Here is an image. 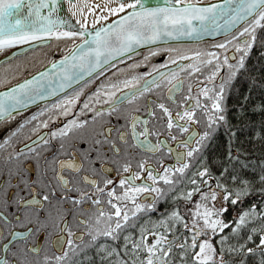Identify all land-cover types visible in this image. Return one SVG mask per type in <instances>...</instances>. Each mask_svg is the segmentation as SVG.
<instances>
[{
	"label": "snow or ice",
	"instance_id": "obj_1",
	"mask_svg": "<svg viewBox=\"0 0 264 264\" xmlns=\"http://www.w3.org/2000/svg\"><path fill=\"white\" fill-rule=\"evenodd\" d=\"M9 49L0 264H264V0H0Z\"/></svg>",
	"mask_w": 264,
	"mask_h": 264
},
{
	"label": "flooded vegetation",
	"instance_id": "obj_2",
	"mask_svg": "<svg viewBox=\"0 0 264 264\" xmlns=\"http://www.w3.org/2000/svg\"><path fill=\"white\" fill-rule=\"evenodd\" d=\"M18 47H21V46H18ZM14 49H10L7 51V53H0V58H2L3 56L9 54L11 51H13ZM146 54V53H144ZM144 54L140 55V56H137V57H134L131 59V61H136L137 59H139L140 57H142ZM168 58V53L167 52H161L153 57H150L149 60H150V63L151 64H163L165 63V61L167 60ZM130 61L127 60V61H124L122 62V64L124 65H127ZM117 67H121V64H118ZM168 67H171V65H168ZM150 70V64H140V66L135 69V70H130L129 72H132V71H135V72H139V73H143V72H147ZM109 71H113V69H109ZM153 75H155V73H152ZM105 75H107V73H105ZM100 79V78H98ZM146 79V77H145ZM93 87V85H89L88 87L85 88V92H88L91 88ZM83 95L81 97V99L77 102V107L73 110V114L76 112V111H79V105L83 103ZM53 103V102H52ZM50 104V103H49ZM48 104H46L47 106ZM46 106H42V107H46ZM40 108V107H39ZM38 110V108L34 109V110H31L29 112H26V114L24 113V115L21 116V119L23 118H27L30 116V114L36 112ZM90 115V114H89ZM71 118V117H69ZM20 119V120H21ZM20 120L16 121V122H13V126L18 123ZM66 122V118L64 116H58L56 120H50L49 121V129L45 130V129H42L41 131H49L51 130L52 127H56V128H60L63 126V124ZM2 127L0 128V132H4L5 131V126L3 124H0ZM25 134H28V135H32L29 131H28V127L26 126V128L21 132L19 133V138H20V141H22L23 143L27 144L28 141L24 139V135Z\"/></svg>",
	"mask_w": 264,
	"mask_h": 264
},
{
	"label": "trees",
	"instance_id": "obj_3",
	"mask_svg": "<svg viewBox=\"0 0 264 264\" xmlns=\"http://www.w3.org/2000/svg\"><path fill=\"white\" fill-rule=\"evenodd\" d=\"M256 61V56L253 55L252 60L250 61V63H254ZM257 68H259V64L256 65ZM4 71L3 68H0V74H2ZM248 91V84L245 81H240L237 82L236 86L232 89V94L229 97L228 103L231 107H236L238 106V103H243V100L241 99V95L243 93H246ZM261 100V95L259 94V92H255L253 94V102L258 103ZM254 119H259V117H254ZM2 126L0 125V128ZM259 153H257L258 155Z\"/></svg>",
	"mask_w": 264,
	"mask_h": 264
},
{
	"label": "water",
	"instance_id": "obj_4",
	"mask_svg": "<svg viewBox=\"0 0 264 264\" xmlns=\"http://www.w3.org/2000/svg\"><path fill=\"white\" fill-rule=\"evenodd\" d=\"M224 35L222 33H217L216 35H206L203 40L201 42H199L198 44L200 43H205V42H216V41H219V40H222L224 39ZM184 45H193V44H197V43H192V42H189V41H184L183 42ZM148 47L150 46H142V47H139L136 49V54L139 53V52H143V51H146L148 50ZM130 56H133V54H129ZM124 59V58H121V60ZM4 62V59L2 61H0V63ZM75 87V86H74ZM3 91V90H2ZM68 90H66L67 92ZM64 95V93H58L57 96L55 97H49L47 100H38L35 102V104H32V105H29L26 109L24 110H21V111H25L27 109H30V108H33L37 105H41L45 102H49V101H53L55 100L56 98L60 97Z\"/></svg>",
	"mask_w": 264,
	"mask_h": 264
},
{
	"label": "rangeland",
	"instance_id": "obj_5",
	"mask_svg": "<svg viewBox=\"0 0 264 264\" xmlns=\"http://www.w3.org/2000/svg\"><path fill=\"white\" fill-rule=\"evenodd\" d=\"M40 59L41 58H39V57H36V59L34 60V59H32V62L34 61V62H36L37 60H39L40 61ZM32 62H30V63H32ZM24 63H26L27 64V62H24ZM41 63H43V62H40L38 65H37V67L36 68H40L41 67ZM31 65V67L32 66H34L33 64H30ZM130 70H132V69H129L128 71H130ZM125 74L124 73H119L118 74V76H120V77H123Z\"/></svg>",
	"mask_w": 264,
	"mask_h": 264
},
{
	"label": "bare ground",
	"instance_id": "obj_6",
	"mask_svg": "<svg viewBox=\"0 0 264 264\" xmlns=\"http://www.w3.org/2000/svg\"><path fill=\"white\" fill-rule=\"evenodd\" d=\"M97 2H98V0H97ZM22 113H23V111H20L19 116H17L16 119L13 122H16V121L20 120L21 116H22Z\"/></svg>",
	"mask_w": 264,
	"mask_h": 264
}]
</instances>
